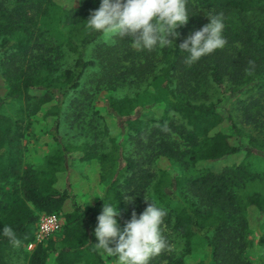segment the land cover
<instances>
[{
	"label": "trees",
	"instance_id": "obj_1",
	"mask_svg": "<svg viewBox=\"0 0 264 264\" xmlns=\"http://www.w3.org/2000/svg\"><path fill=\"white\" fill-rule=\"evenodd\" d=\"M77 1L67 8L56 0H0V76L8 85L0 96V228L12 226L20 240L14 245L0 236V264L15 263L24 249L26 264H107L93 235L100 198L62 214L58 245L50 237L26 248L39 215H60L73 198V158L99 162L101 196L119 204L124 223L150 203L145 198L167 211L162 233L168 247L150 264H264V252L259 263L248 254L250 207L261 215L264 246V0H188L192 16L176 29L175 45L137 50L114 36L90 54L102 34L85 21L100 0ZM201 9L222 14L226 44L189 64L179 44L208 22ZM124 87L133 94L111 95L105 114L94 107L100 91ZM155 92L162 113L148 117L152 106L145 98L155 99ZM6 102L20 106L9 113ZM41 111L57 146L33 166L23 160L21 128ZM86 112L103 121L105 147L103 138L67 143L58 132L64 114L78 119ZM239 153L240 162L219 171L202 167ZM161 157L177 170L158 167ZM198 246L206 255L192 260Z\"/></svg>",
	"mask_w": 264,
	"mask_h": 264
},
{
	"label": "clouds",
	"instance_id": "obj_2",
	"mask_svg": "<svg viewBox=\"0 0 264 264\" xmlns=\"http://www.w3.org/2000/svg\"><path fill=\"white\" fill-rule=\"evenodd\" d=\"M74 3L71 0L70 7ZM206 15L208 22L179 44L180 52L187 53L185 59L189 64L226 44L222 14L207 12ZM190 16L188 0H100L99 7L90 12L85 22L89 29L105 37L126 38L134 49L151 51L174 44V38L180 35L176 29L185 25ZM99 198L103 205L93 228L98 241L95 245L107 255L115 256L117 264H150L152 257L168 247L162 233L167 215L164 208L145 198L150 203L139 215L133 210L121 227L116 219L120 214L119 204ZM126 199V203H131L133 197L127 194ZM0 236L14 245L20 244L10 225L0 228Z\"/></svg>",
	"mask_w": 264,
	"mask_h": 264
},
{
	"label": "rangeland",
	"instance_id": "obj_3",
	"mask_svg": "<svg viewBox=\"0 0 264 264\" xmlns=\"http://www.w3.org/2000/svg\"><path fill=\"white\" fill-rule=\"evenodd\" d=\"M62 6L70 8L71 0H56ZM78 1L75 0V3L72 5L77 6ZM202 15L208 19L206 13L207 11L201 9ZM113 37H105L101 35L98 40L93 43L89 49L88 53L92 52L95 44L103 41L112 42ZM92 73V70L89 69L86 75L83 78V82L89 79V75ZM153 91L152 88L148 89ZM8 85L4 77L0 76V96L5 97L7 95ZM134 89L129 87L120 88L117 91H108L102 90L96 94L93 101V105L96 109H99L101 113H106L105 102L111 96H124L126 94H133ZM153 96H156L157 93H151ZM145 103H150L152 106L148 111V117H158L162 113L163 103L161 102L159 96H156L155 99L149 97L148 95L145 98ZM69 103V101H68ZM7 107V112L13 113L15 109L20 106L17 102H6L4 104ZM71 112L72 110H65V113ZM72 121V123H71ZM103 121L92 115L91 112H86L84 116L75 119L74 116L63 115L62 121L59 126L58 132L63 136L67 143H82L84 140L92 141L93 143H102L103 146L107 144L105 137L101 134ZM49 124L46 118L44 117L43 111L40 113L28 116L25 121L22 123L21 132L22 136V149H23V160L24 163H30L33 166H40L44 161V157L57 146L56 140L53 138L52 134L49 133ZM112 129H117L113 127ZM86 131L88 135H86ZM117 131V130H116ZM101 138V139H100ZM102 146V145H101ZM243 158V154L239 153L236 155L226 156L218 161L214 162H202V167H206L213 171H219L225 165H231L236 162H240ZM158 167L170 169L176 171L177 167L167 158H159L156 161ZM61 180H65L64 177ZM68 180L71 185V190L74 194L72 199H68L65 202L63 211L60 213V217L63 219V213L73 210L74 206H80L84 209L91 207L101 196L104 190V184L100 181V165L96 159L81 161L79 158H73L70 160ZM251 188H257L256 185ZM97 196V197H95ZM249 225L252 229L249 238L251 239L252 245L248 249V254L254 263H259L261 256L264 252V246L259 244V230L258 224L262 222L261 215L255 207H250L248 211ZM118 223L122 227L124 222L116 217ZM64 224V222H63ZM61 236V229L55 233L51 238L56 241V244H59ZM26 249H24V252ZM22 252L20 258L15 259L13 264H26L25 254ZM206 255V250L202 246H198L193 250L191 255L192 260L203 259ZM107 264H117V259L115 256L106 255L105 256Z\"/></svg>",
	"mask_w": 264,
	"mask_h": 264
},
{
	"label": "built area",
	"instance_id": "obj_4",
	"mask_svg": "<svg viewBox=\"0 0 264 264\" xmlns=\"http://www.w3.org/2000/svg\"><path fill=\"white\" fill-rule=\"evenodd\" d=\"M63 221L56 213H41L34 229V240L26 246L28 251L33 250L38 244L44 243L48 238L60 231Z\"/></svg>",
	"mask_w": 264,
	"mask_h": 264
}]
</instances>
